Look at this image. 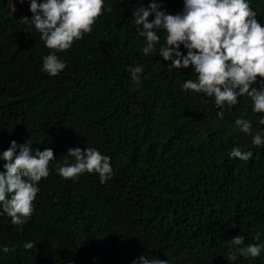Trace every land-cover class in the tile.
I'll list each match as a JSON object with an SVG mask.
<instances>
[{"label": "trees", "instance_id": "trees-1", "mask_svg": "<svg viewBox=\"0 0 264 264\" xmlns=\"http://www.w3.org/2000/svg\"><path fill=\"white\" fill-rule=\"evenodd\" d=\"M183 1L159 0L160 10L181 14ZM152 2L104 0L91 33L56 53L66 68L52 77L42 71L51 50L22 21L33 18L30 4L13 0V14L10 0H0V156L16 141L33 153L51 148L57 158L37 185L25 224L13 225L0 206V264H141V256L168 264H264V251L226 259V241L237 235L244 246L264 244V144H252L255 134L264 138V113H254L247 96L220 109L214 98L185 90L194 68L169 69L160 44L145 55L133 13ZM246 2L264 25V0ZM158 35L164 44L163 31ZM180 51L187 55L183 45ZM137 65L139 85L129 72ZM238 118L251 122V134L236 128ZM76 147L110 157L111 179L62 178L55 165ZM236 147L252 158H232ZM25 242L37 246L25 251Z\"/></svg>", "mask_w": 264, "mask_h": 264}, {"label": "clouds", "instance_id": "clouds-1", "mask_svg": "<svg viewBox=\"0 0 264 264\" xmlns=\"http://www.w3.org/2000/svg\"><path fill=\"white\" fill-rule=\"evenodd\" d=\"M19 2L24 3L25 0ZM27 2L33 18L29 21L24 17L22 21L33 25L46 48L51 50L43 57L42 71L55 77L66 68L56 53L70 49L76 40L91 33L103 13L104 0ZM183 3L181 14L161 11L159 0H153L150 10L141 7L133 13L137 28L143 27L138 32L145 40L143 53H152L160 44L159 56L171 62L169 69L194 68L196 79L187 80L183 88L214 98L217 108L234 107L238 97L247 96L253 102V112L264 113V25L257 20L249 3L246 0H184ZM9 7L13 14L17 11L13 0H10ZM153 14L155 18L149 22ZM158 30L165 34L164 44H161ZM181 45L188 50L187 55L180 51ZM129 72L133 83L139 85L143 68L137 65L130 67ZM256 84L259 87H254ZM217 115L223 119L224 112L220 111ZM259 123L264 124V118ZM235 126L239 131L251 134L249 120L238 118ZM252 144H264L262 135L255 134ZM230 156L248 161L253 153L242 152L236 147L231 150ZM56 159L51 148L43 151L36 149L33 153L28 142L18 146L16 141H12L10 148L3 151L0 156V160L5 161L4 171L0 172V206L13 225H23L31 217L33 202L39 191L37 185L42 178L49 176L50 163ZM55 167L64 179L96 173L103 184L112 175L110 157L93 147L69 149L63 162L56 163ZM255 239L260 240L259 234ZM244 244L242 235L226 241V259L236 261L238 256L255 259L264 251V244ZM36 246L34 242H25L23 248L29 251ZM9 251L15 249L3 248L4 253ZM139 259L141 264H168V261L158 258L149 260L141 256Z\"/></svg>", "mask_w": 264, "mask_h": 264}]
</instances>
